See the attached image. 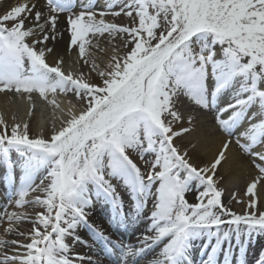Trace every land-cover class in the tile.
Wrapping results in <instances>:
<instances>
[{
  "label": "snow or ice",
  "instance_id": "snow-or-ice-1",
  "mask_svg": "<svg viewBox=\"0 0 264 264\" xmlns=\"http://www.w3.org/2000/svg\"><path fill=\"white\" fill-rule=\"evenodd\" d=\"M62 17L88 72L49 62ZM105 34L123 53L98 63ZM0 93L62 114L47 135L0 114V264H247L264 235V0H18L0 13ZM233 144L252 169L242 212L220 187Z\"/></svg>",
  "mask_w": 264,
  "mask_h": 264
},
{
  "label": "bare ground",
  "instance_id": "bare-ground-1",
  "mask_svg": "<svg viewBox=\"0 0 264 264\" xmlns=\"http://www.w3.org/2000/svg\"><path fill=\"white\" fill-rule=\"evenodd\" d=\"M124 17V15H121L120 18ZM112 18V17H108ZM118 19V18H117ZM117 23L126 24L124 22L118 21ZM130 23V21H127V24ZM66 28V24L64 23L63 17L61 18L60 24L58 26V31H63ZM104 38L108 39L105 41L106 44L102 43L101 37H97V39L93 40V44L99 43V47L102 49H105L104 52L99 51L96 48H93L92 51L96 54L98 57L97 62L100 63V60L107 61L108 57L113 53L114 48H119L121 54L123 53V42L120 39L119 36L115 39V44L113 43L114 40H110L109 36L107 34L104 35ZM69 43V33L67 31H63V36H58L56 41H49L48 46L54 48V53L48 57L49 62H53L56 59L57 54L63 55L65 58V67H73L77 70H82L85 72L89 71V68L87 66H82V62L78 61L76 51L73 50L69 52L67 50ZM111 47H113L111 49ZM122 49V51H121ZM76 60V61H74ZM71 63H74L72 66ZM104 65L101 64V67ZM93 76H95V73H93ZM13 97L11 93H0V114H3L4 117L11 123L12 118L15 117L16 111H18V119L17 121H28L29 125L31 127V132H48L51 129V126L53 123H56L57 121H60V116L62 115L59 110H54L53 106L45 107L44 105L41 106L39 110L34 111L33 118L28 120L30 117L28 115V112L30 110V107L32 104H34L33 101L29 102L26 97H23L24 104H18L17 106L14 103ZM22 98V99H23ZM51 99V96H50ZM58 100L66 101L68 99H72L73 103H75L74 98L69 95L67 97H64L63 95H58ZM64 106V105H62ZM39 108V107H38ZM182 111H186V109H181ZM15 112V113H14ZM207 121V133H205V130L201 128L198 133L196 134L198 138L204 141V145L206 149L208 150L209 154L216 151V148L218 147L221 138L218 136H214L211 134L212 132H218L215 131V126L212 123V117L211 114H208L207 117H205ZM49 120V122L47 121ZM49 123H51L49 125ZM180 143V141H177ZM251 167L249 165L247 157H243L239 154V149L236 146H232L230 153H229V159L226 164H224L223 168H221L219 175L223 176V180L220 183V187L224 188V195L222 197L225 204H229L232 200L234 203L238 204L236 201L238 199H246L245 192H246V185L249 182L240 180L241 177H243V172L245 170H250ZM2 184H0L1 186ZM233 194H235V198H233ZM242 194V195H241ZM260 195L262 199H264V189H261ZM4 197L7 199V197L4 194ZM188 199L191 201L194 200V194H189ZM239 206H242L241 210H236L234 207H232L237 212H242L244 205L239 204ZM94 220L99 223L102 227L107 228L106 223V217L102 215L99 211L94 216ZM31 228V224L25 223L21 226L22 230ZM133 228H136V226H133ZM139 229L143 230L144 225H139ZM111 232V230H110ZM132 231H129L127 233H124L123 238L125 240H129L132 242H135V240L131 239ZM253 239L252 244L250 245L248 252H247V264H254V261L256 260L257 251L259 249V244H261L264 241V235L257 236ZM9 239H13L15 237H8ZM264 244V243H263ZM262 247L258 254L261 253L262 250H264V247ZM261 246V245H260ZM87 251L89 253H92L93 251L91 249L87 248ZM103 264H109L108 259H102Z\"/></svg>",
  "mask_w": 264,
  "mask_h": 264
},
{
  "label": "rangeland",
  "instance_id": "rangeland-1",
  "mask_svg": "<svg viewBox=\"0 0 264 264\" xmlns=\"http://www.w3.org/2000/svg\"><path fill=\"white\" fill-rule=\"evenodd\" d=\"M17 2H18V0H0V13H3V12L6 11L10 6L14 5V4L17 3ZM108 19H109V20H112V18H108ZM118 21H121V22H124V23L127 24L128 19L124 16V17H122V18L119 17L118 19H116V22H118ZM107 40H108V39L104 38V36L101 37V41H102V43L106 44L105 41H107ZM113 43L115 44V40L113 41ZM112 48H113V47H111V49H112ZM112 51H113V50H112ZM121 51H122V49H121ZM33 94H37V93H33ZM13 100H14L15 105L17 106V105H18V102L20 101V97H18V98L14 97ZM44 102H45L44 106L48 107V106L50 105L47 101H44ZM30 130H31V129H30ZM31 133L34 134V135H35V134H39V132H31ZM44 133H45V135H47V132H44ZM211 134H213L214 136L216 135V136L222 138V137L220 136L219 132H212ZM234 146H235V144H233V147H234ZM251 172H252V169H250V170H245V171L243 172V177H241L240 180H243V181H247V180H249V179H250V174H251ZM241 195H242V194H241ZM6 202H7V199L4 197V187H3V185H1V186H0V205L5 204ZM226 205L232 206V207H234L236 210H241V209H242V206H239V204L234 203L232 200L230 201L229 204H226ZM13 207H14V206H10V207L8 208V211H12V210H13ZM0 211H3V209L0 208ZM28 224H29V223H28ZM4 227H6V221L3 223L2 226H0V236H3V235H4ZM21 230H22V229H21ZM139 231H141V230L139 229L137 232L135 231V233H140ZM255 238H256V240L258 239V237H255ZM14 239H18V240L22 241L23 243H27V242H28L24 237H20V236H16ZM263 243H264V241H263L261 244L258 245V246H259V249H258V251H257V255L255 256L256 259H257L258 256H259L258 253H259V251H260V249H261ZM260 245H261V246H260ZM263 247H264V244H263ZM21 251H23V249H21ZM75 251H76V252H87V253H88L87 248H85V247L82 246V245H77L76 248H75ZM88 254H89V253H88ZM89 255H93V254H89ZM141 264H143V262H141Z\"/></svg>",
  "mask_w": 264,
  "mask_h": 264
}]
</instances>
